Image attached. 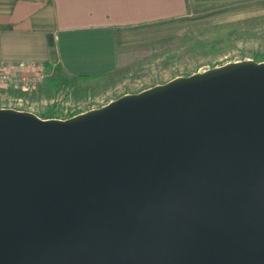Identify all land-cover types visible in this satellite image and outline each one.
Wrapping results in <instances>:
<instances>
[{
  "label": "water",
  "instance_id": "1",
  "mask_svg": "<svg viewBox=\"0 0 264 264\" xmlns=\"http://www.w3.org/2000/svg\"><path fill=\"white\" fill-rule=\"evenodd\" d=\"M0 264H264V62L0 108Z\"/></svg>",
  "mask_w": 264,
  "mask_h": 264
},
{
  "label": "crops",
  "instance_id": "2",
  "mask_svg": "<svg viewBox=\"0 0 264 264\" xmlns=\"http://www.w3.org/2000/svg\"><path fill=\"white\" fill-rule=\"evenodd\" d=\"M262 16L264 0H0V65L99 77L121 69L126 51Z\"/></svg>",
  "mask_w": 264,
  "mask_h": 264
},
{
  "label": "rangeland",
  "instance_id": "3",
  "mask_svg": "<svg viewBox=\"0 0 264 264\" xmlns=\"http://www.w3.org/2000/svg\"><path fill=\"white\" fill-rule=\"evenodd\" d=\"M251 19L207 26L171 43L126 51L121 55L122 76L95 95L91 90L87 97L75 98L69 86L54 87L57 72L44 71L45 79L38 83L29 104L43 120H67L104 107L124 95L137 94L179 77L244 60L264 62V21L248 22ZM89 85L95 87L96 83ZM10 94L0 91V105Z\"/></svg>",
  "mask_w": 264,
  "mask_h": 264
},
{
  "label": "built area",
  "instance_id": "4",
  "mask_svg": "<svg viewBox=\"0 0 264 264\" xmlns=\"http://www.w3.org/2000/svg\"><path fill=\"white\" fill-rule=\"evenodd\" d=\"M44 71L55 73L57 65L52 64L49 68L29 63L0 65V91L11 93V97L6 96L7 98L2 100L0 108L31 112L39 116L29 104V99L36 95L38 83L45 79Z\"/></svg>",
  "mask_w": 264,
  "mask_h": 264
},
{
  "label": "trees",
  "instance_id": "5",
  "mask_svg": "<svg viewBox=\"0 0 264 264\" xmlns=\"http://www.w3.org/2000/svg\"><path fill=\"white\" fill-rule=\"evenodd\" d=\"M264 17L261 18H255L251 19L248 22L254 23V22H263ZM181 38V37H180ZM180 38H172V39H166L163 41H158L149 45H163L167 43H171L172 41H175L176 39ZM52 57L55 59L54 53L52 54ZM46 68H49V64L44 65ZM57 73L58 77L55 81L54 87L57 89L61 88L62 86H69L72 89V94L75 98L78 97H87L89 95V92L92 90L93 94H98L101 91V88H108L110 87V83L116 78H120L122 76L123 70H117L114 73L99 76V77H89V76H66L64 71L57 66ZM90 82H95V87H91L89 85ZM97 86V87H96ZM43 91V89H40V92Z\"/></svg>",
  "mask_w": 264,
  "mask_h": 264
}]
</instances>
